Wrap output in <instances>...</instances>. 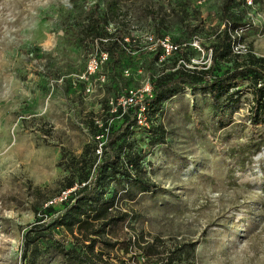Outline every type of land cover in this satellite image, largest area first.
I'll return each instance as SVG.
<instances>
[{
    "label": "rangeland",
    "instance_id": "rangeland-1",
    "mask_svg": "<svg viewBox=\"0 0 264 264\" xmlns=\"http://www.w3.org/2000/svg\"><path fill=\"white\" fill-rule=\"evenodd\" d=\"M252 1L230 6L231 32L244 31L238 49L209 73L224 0H0V264H71L62 249L81 252L72 235L50 225L61 211L51 201L68 184L100 175L99 124L120 125L111 100L183 70L209 80L250 64L262 76L252 73L217 98L186 86L148 115V127H133L116 145L123 164L109 179L124 184L120 237L157 241L173 264H264V108L255 112L264 94V0ZM100 18L110 47L123 33L124 52L121 66L104 65L107 83L89 95L71 78L97 49ZM149 36L188 46L156 61ZM128 153L141 156L154 184L135 199ZM43 225L46 237L26 248L27 232ZM113 253L116 262L123 257ZM138 254L128 263L144 264Z\"/></svg>",
    "mask_w": 264,
    "mask_h": 264
},
{
    "label": "trees",
    "instance_id": "trees-1",
    "mask_svg": "<svg viewBox=\"0 0 264 264\" xmlns=\"http://www.w3.org/2000/svg\"><path fill=\"white\" fill-rule=\"evenodd\" d=\"M234 1L224 0L223 2L221 8L222 14L227 19L219 43L212 49V65L209 73L215 70L219 60L227 61L229 54L234 50L233 37L235 31L239 29V27H235L233 33L231 32L233 24L229 19V8ZM103 21L105 20L100 18L94 24L95 30H93V34L97 45L109 52V61H113V63L121 66L122 59H120L121 55L119 53L124 52L123 44L125 37H122L123 33L119 31L117 35L118 40L111 47L107 45L108 42L105 43L103 41L105 40L104 28L101 26ZM158 34H160L159 31ZM159 38L165 37L160 36ZM154 53L155 60L157 61L163 54V51L161 48H158ZM254 66V64L246 65L244 68H238L222 76H213L209 80H198L185 70L181 71V74L176 78L173 75L164 77L156 84L151 83L153 97L147 101V115H151L152 112L157 111L168 99L180 93L186 86L207 91L212 97L217 98L224 90L238 87V80L249 77L252 73L259 75ZM104 73L107 75L105 71ZM257 99L259 105L255 104V112H258L260 108H264V94H260ZM137 113L138 107L131 108L119 117L120 125L118 127L111 125L110 134L101 156L100 175L97 174L87 183L68 184L64 191L75 186L77 189L71 193L69 200L58 203L61 206L59 216L50 220V225L62 228L72 235L82 248L81 252L62 249L71 264H129L127 257L130 256V258L137 260L138 253L144 256L146 260L144 264H173L176 260L174 257L162 259L157 241H147L144 236L120 237L119 227L126 221L128 215L117 208L121 200V196L119 197L118 194L120 189L123 188V182L118 181L116 186H112V181L116 180V176L120 173V168L123 164L121 158L124 155L123 145L117 149L116 145L128 135L133 127H139ZM101 134L102 129L100 128L98 136ZM126 158L129 166L134 167L138 173V176L135 178L127 175V180L133 178V183L129 184L131 185V189L133 187L136 189V193L133 196L135 199L138 195L153 189L154 184L146 177V171L141 167L142 158L140 155L128 153L126 154ZM111 177L114 179H109ZM106 190H116L117 194L107 197ZM52 208L53 206H48V209L52 210ZM46 226H33L27 232L24 237L26 248L46 237ZM181 248H176L174 255H178ZM116 250L123 253V257H115L117 262L112 259L113 252Z\"/></svg>",
    "mask_w": 264,
    "mask_h": 264
},
{
    "label": "built area",
    "instance_id": "built-area-1",
    "mask_svg": "<svg viewBox=\"0 0 264 264\" xmlns=\"http://www.w3.org/2000/svg\"><path fill=\"white\" fill-rule=\"evenodd\" d=\"M247 5H252V0H246ZM243 28H239L235 31L233 40V49H238L237 40L243 32ZM107 43V40H103ZM147 41L151 45V50L153 52L157 51L158 48H161L163 54L161 55L162 59L169 58L175 53L183 51L187 44H174L170 41L169 38H155L154 36L147 37ZM195 47H198V43L194 44ZM239 46V45H238ZM212 52V51H211ZM109 61V52L101 49L97 45V49L90 56L85 70L78 74L74 75L71 78V82L76 87H81L82 91L85 94L92 95L95 93L98 87H102L107 83L108 77L104 73L103 67ZM127 76L130 75V70H125ZM65 81V78L62 77L58 80H55L56 83H62ZM153 97L152 95V85L148 82L145 86L141 88H132L129 89L124 95L119 96L116 100H111V109L109 110L112 114H117L119 117L126 113L127 110L131 108L138 107L137 113V123L139 127H148L149 120L147 115V101ZM112 121H106L105 123H100L99 127L102 129V134L97 136L99 146L97 149L98 155L100 157L103 155L107 138L110 134ZM77 187H73L69 190L63 191L59 197L54 201H51V204H58L67 201L71 197V193L74 192Z\"/></svg>",
    "mask_w": 264,
    "mask_h": 264
}]
</instances>
